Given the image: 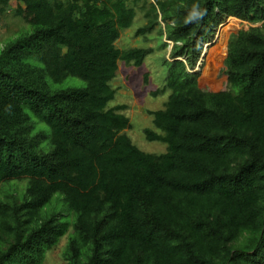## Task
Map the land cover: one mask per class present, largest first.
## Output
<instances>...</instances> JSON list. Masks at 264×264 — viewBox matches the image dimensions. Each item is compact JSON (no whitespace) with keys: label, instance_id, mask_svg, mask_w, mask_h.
Instances as JSON below:
<instances>
[{"label":"trees","instance_id":"trees-1","mask_svg":"<svg viewBox=\"0 0 264 264\" xmlns=\"http://www.w3.org/2000/svg\"><path fill=\"white\" fill-rule=\"evenodd\" d=\"M13 1L0 17L32 30L0 46V264H43L70 229L67 264H264V0ZM138 5L137 34L162 21L173 43L144 129L165 153L109 105L120 61L150 52L117 46Z\"/></svg>","mask_w":264,"mask_h":264},{"label":"rangeland","instance_id":"rangeland-1","mask_svg":"<svg viewBox=\"0 0 264 264\" xmlns=\"http://www.w3.org/2000/svg\"><path fill=\"white\" fill-rule=\"evenodd\" d=\"M150 1L153 2L154 0ZM16 4L17 2L14 0L12 8H14ZM142 4L143 1H141L140 5ZM140 5L136 6V15H134L135 19L133 25L129 29L122 31L121 37L117 41V46L121 49L142 47L150 50V52L141 66H135L133 64H127L120 61L117 76L113 81V86L118 90V92L116 98L111 101L109 105H128V109L125 110V114L131 118L133 128L128 130L127 133L140 149L152 153H165L167 150V144L160 141H147L144 129L148 127L160 132V130L155 128L151 122L153 117L149 114V111L163 108L165 102L167 101L169 94L168 91L158 95H154L153 92L163 88L166 83L167 66L164 64L163 59L164 57H169V50H171L173 43L169 41L167 47H162L163 42L167 41V39L164 38L165 36L161 37L158 32L160 26L163 28L165 26V23L162 21L161 24L154 30L145 34H137L139 28L148 24V18L145 15L146 10L140 9ZM230 20L236 25L239 23L234 18ZM27 28L32 30L31 25L25 23L20 17L13 16V12L7 14L5 17H0V46L8 39L16 37L21 31ZM218 35L219 34L217 33L215 38ZM215 38L204 43V49L202 50L203 53L205 52L204 50H206L215 41ZM201 62H198L199 66ZM199 66L196 69H199ZM68 84H75L76 86L81 87L85 85V82L80 78L70 77L62 83L51 82L50 88L52 92H55L63 89ZM33 119H35L34 116ZM23 182L26 185L27 182ZM58 198L59 196L56 194L53 200L44 209V215H47L45 214V211H47ZM67 209V204L61 200L59 205L56 206L52 212H63L65 215L62 216V219L68 220L69 216L67 215V212H65ZM71 233L72 229H70L68 233L61 238L60 242L56 246L46 252L43 264H67V261L64 259L62 254L63 250L66 248V243Z\"/></svg>","mask_w":264,"mask_h":264},{"label":"water","instance_id":"water-1","mask_svg":"<svg viewBox=\"0 0 264 264\" xmlns=\"http://www.w3.org/2000/svg\"><path fill=\"white\" fill-rule=\"evenodd\" d=\"M207 50V49H206ZM206 50H204L205 52L203 53V56L206 54Z\"/></svg>","mask_w":264,"mask_h":264}]
</instances>
